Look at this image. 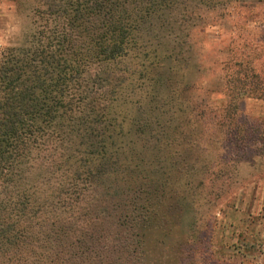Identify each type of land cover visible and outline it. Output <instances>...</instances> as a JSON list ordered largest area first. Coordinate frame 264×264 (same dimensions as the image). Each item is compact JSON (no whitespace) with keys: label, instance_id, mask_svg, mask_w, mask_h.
Listing matches in <instances>:
<instances>
[{"label":"trees","instance_id":"trees-1","mask_svg":"<svg viewBox=\"0 0 264 264\" xmlns=\"http://www.w3.org/2000/svg\"><path fill=\"white\" fill-rule=\"evenodd\" d=\"M171 1L42 0L45 11L57 18L52 35L0 51V264H24L28 254L38 252V242L56 248L51 241L59 240V228L69 222L59 218L65 205L55 198L59 168L68 179V169L88 171L94 165L118 182L123 166L137 168L165 159L170 164L166 176L181 164L176 170L179 177L182 168L203 160L202 144L210 140L203 137L208 129L203 120L216 91L202 95L201 81H182L183 71H179L192 68L182 47L177 52L166 48L159 54L155 49L141 53L135 66L141 85L134 88L138 92L146 86L133 103L142 108L128 114L121 106L128 86L125 61L131 54L134 59L140 54V22L154 2L159 6ZM221 67L220 83L245 85L248 95L264 100V51L257 52L256 58L232 52ZM77 86H83L80 92ZM96 98L107 111L93 125L84 120ZM110 110L114 123H107ZM263 145L249 157L244 156L248 149L242 148L232 160L237 177H245L244 172L256 165L264 167ZM127 171L133 180L129 174L133 170ZM186 216L190 215L182 198L149 201L138 219L120 213L118 224L126 230L121 234L127 241L130 232L142 229L137 243L144 247L154 234L162 233L160 238L169 241L177 225L176 238L182 247L190 230ZM192 225H198L194 217ZM133 243L125 245L129 259L135 255Z\"/></svg>","mask_w":264,"mask_h":264},{"label":"rangeland","instance_id":"rangeland-1","mask_svg":"<svg viewBox=\"0 0 264 264\" xmlns=\"http://www.w3.org/2000/svg\"><path fill=\"white\" fill-rule=\"evenodd\" d=\"M45 8L42 0H0V51L52 35L57 18ZM144 15L137 42L140 54L136 59L131 54L125 61L128 86L121 106L128 114L142 108L133 103L146 86L138 92L134 88L141 83L135 72L141 53L155 49L159 54L166 48L177 52L182 47L192 67L179 71H183L182 81H201L202 95L216 91L203 120L208 124L203 137L210 139L202 141L203 160L195 167L182 168L179 177L176 170L180 163L166 176L170 164L165 159L137 168L123 166L124 175L119 173L118 182L109 172H98L94 165L88 171L68 169V179L59 168L55 198L65 205L59 218H68L69 222L59 228V240L51 241L55 249L38 242V252L28 254L24 264H264V167L256 165L244 172L245 177H237L232 165L242 148L248 149L244 156L249 157L260 143L263 145L264 131L260 132L264 128V100L248 95L245 85L220 83V67L232 52L238 57L251 53L254 58L257 52L263 53L264 0H173L159 6L154 2ZM178 66L174 64L173 68ZM80 87L76 88L79 92ZM102 106L99 98L93 99L92 112L84 121L96 125L95 120L107 111ZM106 115L107 123H114L112 111ZM128 167L133 170L129 173L134 175L133 180L126 175ZM50 183L56 184L52 180ZM180 198L190 215L186 216L189 237L182 247L180 238H176L177 225L169 241L160 238L159 232L145 247L137 243L142 229L130 232L128 241L121 234L126 230L118 224L120 213L138 219L147 202ZM193 217L196 227L192 225ZM139 224L142 226L143 221ZM132 240L135 255L129 259L125 245ZM159 242L162 244L156 246Z\"/></svg>","mask_w":264,"mask_h":264}]
</instances>
